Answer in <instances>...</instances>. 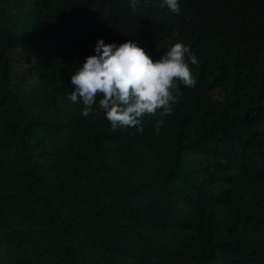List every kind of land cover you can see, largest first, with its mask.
Instances as JSON below:
<instances>
[{"label":"trees","instance_id":"trees-1","mask_svg":"<svg viewBox=\"0 0 264 264\" xmlns=\"http://www.w3.org/2000/svg\"><path fill=\"white\" fill-rule=\"evenodd\" d=\"M160 5L0 0V264H264V0ZM98 38L181 42L197 84L139 126L84 117Z\"/></svg>","mask_w":264,"mask_h":264},{"label":"clouds","instance_id":"clouds-1","mask_svg":"<svg viewBox=\"0 0 264 264\" xmlns=\"http://www.w3.org/2000/svg\"><path fill=\"white\" fill-rule=\"evenodd\" d=\"M138 2L129 0L133 10ZM160 6L175 14L181 11L180 0H161ZM198 63L189 46L181 42L171 44L163 55L154 58L136 41L106 43L98 38L94 54L85 57L71 75L74 88L68 99L82 102L84 117L95 105L113 128L139 126L145 114L159 110L163 117L172 113L179 85L196 86L190 64Z\"/></svg>","mask_w":264,"mask_h":264}]
</instances>
